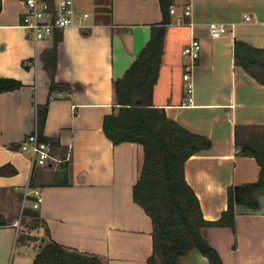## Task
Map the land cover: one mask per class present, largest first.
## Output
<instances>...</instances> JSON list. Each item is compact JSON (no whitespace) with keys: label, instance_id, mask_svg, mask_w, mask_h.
<instances>
[{"label":"crops","instance_id":"obj_1","mask_svg":"<svg viewBox=\"0 0 264 264\" xmlns=\"http://www.w3.org/2000/svg\"><path fill=\"white\" fill-rule=\"evenodd\" d=\"M186 6L191 14L180 22ZM88 18L35 42L20 24L22 0H2L0 11V78L21 86L0 93V264H33L37 252L19 241L24 188H38L37 210L51 238L106 264H145L153 252L151 217L134 200L133 188L144 163L137 142L114 144L104 131L105 116L116 113V80L122 78L161 26L160 0H75ZM162 65L153 91L154 106L188 130L208 137L212 146L187 159L184 174L197 195L203 217L221 218L228 188L257 182L261 167L236 144L263 140L264 84L236 62V42L262 50L264 0H172ZM248 17V18H247ZM221 26L217 38L210 25ZM192 38L201 42L194 70V101L183 106L182 78L187 58L182 49ZM56 47L53 79L71 89L51 91L48 51ZM253 66L263 71L261 63ZM49 65V64H48ZM37 129L53 144L46 164H33L20 142ZM252 136H248V132ZM256 131V132H255ZM254 137L257 139H254ZM28 197L26 203H31ZM254 213L237 210L235 231L207 226L205 239L224 264H264V192ZM28 234V232H26ZM40 244V243H39ZM179 264H209L194 251Z\"/></svg>","mask_w":264,"mask_h":264},{"label":"trees","instance_id":"obj_2","mask_svg":"<svg viewBox=\"0 0 264 264\" xmlns=\"http://www.w3.org/2000/svg\"><path fill=\"white\" fill-rule=\"evenodd\" d=\"M160 3L164 16L162 24L153 27L148 44L124 76L116 80L118 110L105 116L103 127L114 144L137 142L144 147L143 168L134 185L133 195L134 200L151 217L153 224V252L145 264H179L181 259L194 251L205 256L209 264H224L219 252L205 239L203 229L207 226H229L235 231L237 210L246 213L259 210V195L264 192V141L247 139L242 142L236 138L241 153L253 156L258 161L260 178L257 182L230 186L227 209L221 218L206 220L199 199L185 178L184 166L192 155L210 149L212 142L208 137L188 130L168 117L164 108L153 104V91L163 61L172 0H160ZM1 8L2 0L0 11ZM262 53V50L236 42V62L264 84V61L258 59ZM55 55L56 47L45 55L50 58L46 67L52 78L51 91L69 90L70 85L57 83L53 79ZM259 62L263 71L253 69ZM20 86L21 83L14 79L0 78V93ZM6 167H0V175ZM23 217L32 220L35 228L41 223L46 232V236L39 239L40 251L33 264H106L99 256L82 254L56 243L37 210L27 208L23 211ZM5 225L7 222L0 217V226ZM34 239L28 234L18 237L23 242Z\"/></svg>","mask_w":264,"mask_h":264},{"label":"built area","instance_id":"obj_3","mask_svg":"<svg viewBox=\"0 0 264 264\" xmlns=\"http://www.w3.org/2000/svg\"><path fill=\"white\" fill-rule=\"evenodd\" d=\"M24 9L21 14V26L28 30L29 36L35 42L52 37L55 32L78 25L88 18L89 13H79L75 7V0H22ZM170 14H175L174 7H170ZM191 14L189 6H186L182 15L178 17L180 22ZM248 18V17H247ZM222 28L218 24L210 25V33L217 38L221 35ZM201 42L192 38L182 49V54L187 58L182 78L187 91L182 105L193 104L194 70L201 54ZM20 150L31 156L33 164L44 165L52 155L53 144L49 140H42L37 129L30 132L19 144ZM28 197H32L31 207L38 209L42 202V195L38 188H32L28 184L24 188V203Z\"/></svg>","mask_w":264,"mask_h":264},{"label":"rangeland","instance_id":"obj_4","mask_svg":"<svg viewBox=\"0 0 264 264\" xmlns=\"http://www.w3.org/2000/svg\"><path fill=\"white\" fill-rule=\"evenodd\" d=\"M256 132V131H255ZM239 137H241V141L243 142V134L244 131L243 130H239ZM252 132H248V136H252L251 134ZM256 134L258 135H263L264 134V130H260L258 132H256ZM254 139H257V137ZM29 206H31V203H23L21 210L18 212V215L16 218H18V220H22V227H21V236L25 235L26 232H28V235H30L32 238H36L34 240H27L30 242V246H32L34 248V250L38 253L40 251L39 248V243H40V238L42 236H46V232L44 230V228L41 226V223L39 225L38 228H35L34 223H32L29 218H27V222L23 217V211L27 208H29ZM26 222V223H25Z\"/></svg>","mask_w":264,"mask_h":264}]
</instances>
